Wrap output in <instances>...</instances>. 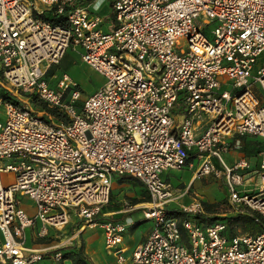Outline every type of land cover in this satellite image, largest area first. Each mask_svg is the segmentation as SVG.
<instances>
[{
  "label": "built area",
  "instance_id": "obj_1",
  "mask_svg": "<svg viewBox=\"0 0 264 264\" xmlns=\"http://www.w3.org/2000/svg\"><path fill=\"white\" fill-rule=\"evenodd\" d=\"M73 1L64 24L39 17ZM104 1L0 0V85L17 100L0 95V174L13 173L6 185L0 177V264L61 260L57 246L26 247L25 229L43 238L72 217L95 225L121 175L142 183L150 198L142 215L154 224L127 261L118 247L125 223L99 224L119 264H264V151L247 190L249 177L239 170L248 163L228 167L221 157L232 134L264 139V62L255 67L264 53V0H113L105 32ZM74 45L105 77L80 107L66 72L54 86L47 78ZM30 97L63 110L68 121L42 119L26 105ZM191 150L202 160L200 174L223 173L237 214H258L260 231L230 235L223 218L203 223L194 216L198 200L183 206V218L169 213L173 192L161 173L185 166ZM17 194L35 205L33 216Z\"/></svg>",
  "mask_w": 264,
  "mask_h": 264
},
{
  "label": "crops",
  "instance_id": "obj_2",
  "mask_svg": "<svg viewBox=\"0 0 264 264\" xmlns=\"http://www.w3.org/2000/svg\"><path fill=\"white\" fill-rule=\"evenodd\" d=\"M103 3L100 4L99 11ZM112 22L114 23L113 15H112ZM102 24L100 26V29L104 32L112 29L113 27V24H112L111 26H107L108 28L107 30H103ZM64 57H65V54L61 59V63ZM175 111H177L178 113L180 112L177 109H175ZM179 118L180 117L177 116V119ZM199 132H200V129H199ZM225 141L226 142L231 141L233 148H230L229 150L237 152V155L230 156L228 158L229 162L225 161L222 157L223 153L221 154V157L225 165L229 167V166L236 164L239 160H245L248 163V167L240 169L239 172L244 174V177H249L245 186L250 185L252 183V179L250 178V175L254 171L260 170V162H261L260 152L264 151V139L260 137L250 136V135L232 134L231 136L226 137ZM255 143H259V149H256L255 151H250L249 148H251L253 144ZM260 143L262 144V146H260ZM226 151H228V149ZM191 152H195V155H196L195 157H198L195 150L189 151L188 158H187V164L185 166H187V168L189 169H192L193 171L195 167H194L192 159L195 157H194V154ZM211 158H212V163H213L212 165L216 169H222L223 167L222 164L216 158L214 157H211ZM163 172L161 173V175L163 174ZM194 174L191 176L190 179H196L199 176L201 177L200 179L204 184L215 182L213 177L212 176L210 177V175H206V174L202 175L199 173V175L197 174L195 176ZM116 177H114L115 180L117 179ZM128 181H130L133 184L141 185V190H144V186L142 185L140 181H137V180H134V181L128 180ZM165 181H167L170 184L172 192L175 195L173 196V199H171L167 203V210L169 211L170 214H173L179 218H183L184 214H181L182 212L180 213L181 215L177 213L179 212V210L182 211L181 207L189 206L192 204V202H194L195 200H198L201 203V207H202L201 212L199 213L205 219V221H202L203 223L212 222L213 220H210L212 218H215V219L220 218V217L223 218L224 214H219L216 211L217 210L216 201H209V200L207 201L204 195L196 194L197 192L196 193L194 192L195 194L193 195V193L191 192L193 181L191 182V184L189 185V188L187 189L183 184H180V186H178L177 188L178 189L185 188V190H182L179 193H176L173 186L171 185L169 176L166 177ZM253 181H255L254 178H253ZM117 182L120 184V186L121 185L123 186L125 183H127V181H123V182L117 181ZM253 185H254V182H253ZM113 188L114 187L111 185V192H110V194L112 195L111 201L110 203L106 204L104 208H102L99 217L104 216L103 220L125 223L126 228L122 234V241L118 244V247L121 249V256L127 261L130 259L135 247L141 241L144 240V238L147 236L148 232L150 231V229H148L147 231L143 232L140 237L133 232L134 228L144 221L140 219V217L136 216V213H138L139 211L138 210L136 211L135 209H137L138 206H143L147 204L149 202L148 199L150 200V198L148 195H146V197L148 198L144 197L145 198L144 200H140V199L134 200L133 203L128 204L125 199H122L119 197L120 189L118 188V190L115 192ZM185 193L190 194L191 198L190 197L188 198ZM133 196L136 198H139L138 193H134ZM129 205L131 208H129ZM172 205H173V208H172ZM199 213H196V214H199ZM236 214L237 213L235 212V215ZM241 224H242L241 221H234L232 222L231 227L234 228L233 230L238 231V229L241 228ZM97 226H100V227H97ZM31 229H32L31 230V241L34 244H36L34 248L41 249L44 247H51V246L56 247L57 246L58 249L62 251V254L64 252H69L70 254H72L68 257H63V258H70V261H64L62 259L55 260L49 255H45L40 261H37L34 264H74L75 257H77V255H79L78 264H119L117 255H115L112 251L107 249L105 246L104 230L101 225L83 224L81 220L78 219L77 223L71 226L70 232L68 234H62L61 231L63 229H61L60 231H57L53 228H50L48 235L43 238H39L36 236V230H37L36 228H31ZM228 233L230 232L228 231ZM24 235H25V231H24ZM25 240H26V236H25Z\"/></svg>",
  "mask_w": 264,
  "mask_h": 264
},
{
  "label": "rangeland",
  "instance_id": "obj_3",
  "mask_svg": "<svg viewBox=\"0 0 264 264\" xmlns=\"http://www.w3.org/2000/svg\"><path fill=\"white\" fill-rule=\"evenodd\" d=\"M113 0H105V2L103 3L100 11H98V13L104 18V23L102 24V29L103 30H107V26H111L113 24L112 22V10L111 7L109 5L110 2H112ZM212 27V25L210 26ZM180 46L183 49H186L187 47V39H181L180 40ZM83 49L80 45H74L71 47H68L65 53V57L61 61L55 65V67H53L52 72L50 74H47V78L49 83L54 86L55 84V80L56 77H58L62 72H66L69 77L78 85V89H79V96L78 99L76 101V106L80 107L82 104L83 99L91 94L92 92L96 91L98 88H100L104 82H105V77L99 73L98 71L94 70L91 66H89L87 63H85L82 59H81V53H82ZM264 62V53H262L260 56L257 57L256 63H255V67L261 65ZM224 88L227 89H231V86H226ZM34 99H37L36 97H30V99L28 100L27 104L31 110L37 114L38 116H40L42 119L46 120V121H50L52 123L57 124H62L68 121V117L66 115V113L57 108V107H53V106H49L48 104H46L45 102L37 99V101H35ZM54 110L55 113H49V110ZM3 112V109H1ZM4 115V112H3ZM206 121L207 119H203L202 120V124H201V129L200 131H204V128L206 127ZM226 139V138H225ZM226 142V141H225ZM226 148L228 149V151H224L222 154V157L225 161L229 162V157L230 156H235L237 155L236 151H232L229 150L232 147V142L231 141H227L226 142ZM195 155V152H191ZM190 155V154H189ZM214 158H216L215 156H212ZM217 159V158H216ZM193 164H194V170L192 171V169L187 168V166H183L182 168H175V169H170L168 171H164L163 174L161 175L162 179H166L167 176H169V180L171 185L173 186L174 190L176 191V193H179L182 190H185V188H181L178 189L177 187L180 186V184H183L186 189L189 188V185L191 184V182L193 181V186H192V193L193 195L196 194H201L204 195L205 199L208 201H216L217 204V212L219 214H224L223 218L229 215H235V211L232 207V205L230 204L229 201V191L226 187V183L225 181V177L223 175V173H221L220 175H216L213 172H209L206 173V175H210V177L212 176L215 182H211L209 184H204L201 181V177H197L196 179H190L191 176L194 174L195 176L198 174L199 175V167L201 165L202 160L199 159L198 157H195L192 159ZM210 161L212 163V158L210 157ZM6 162V161H4ZM213 164V163H212ZM203 175V174H202ZM1 177V181L4 185L10 183L13 180V173L12 172H1L0 174ZM117 180V179H116ZM115 179H113L112 181V186L114 187L113 190L116 192L119 190L120 193V198L125 199L127 201L128 204L133 203V200H144L146 197L145 193H143V190H141V185L139 184H133L130 181H127V183H125L123 186L116 181ZM253 182L248 185V186H244L241 187L242 189H251L253 187ZM257 184H259L257 182ZM195 192V193H194ZM134 193H138V197L136 198L133 196ZM187 197L191 198L190 194H187ZM173 196H175L173 194ZM178 197V196H177ZM176 197V198H177ZM17 198L19 199L20 202V206L21 208L29 215V216H33L36 213V207L35 205L32 203V201L25 195H19L17 194ZM175 200V198H174ZM149 201V199H148ZM108 204V203H106ZM105 204V205H106ZM104 205V206H105ZM103 206V207H104ZM132 206V205H131ZM141 207L142 206H138L137 209H135L136 211L138 210L139 212L136 213L137 217H140V219L144 220L143 215H142V211H141ZM129 208L130 205H129ZM171 208V207H170ZM173 208V205H172ZM183 209V206L181 207ZM180 209V208H179ZM134 210V211H135ZM141 212V213H140ZM182 211L179 210L180 214ZM182 214V213H181ZM180 214V215H181ZM104 217V216H103ZM103 217H97L95 222V225H99L100 223L106 222L107 220H103ZM77 218L76 217H72L69 221V225L67 224L66 227L61 231L62 234H68L70 232V228L72 225L77 223ZM154 222L152 219L149 220H144L142 223H140L139 225H137L134 228V233L137 234L139 237L141 236V234L145 231H147L148 229H151V227L153 226ZM100 227V226H97ZM240 229V230H239ZM238 229V232H248V231H243L241 228ZM31 228L27 227L25 230V236H26V240L24 241V245L26 247L29 248H34L36 246V244H34L31 241ZM251 233V232H249ZM62 260L64 261H70V258H62ZM36 263V262H35Z\"/></svg>",
  "mask_w": 264,
  "mask_h": 264
},
{
  "label": "trees",
  "instance_id": "obj_4",
  "mask_svg": "<svg viewBox=\"0 0 264 264\" xmlns=\"http://www.w3.org/2000/svg\"><path fill=\"white\" fill-rule=\"evenodd\" d=\"M77 4L76 1H73V2H69V3H66L65 4V8H64V11L63 12H57V9L56 7H52L50 9H46L44 10L42 13L39 14V17H41L43 20H46V21H49L53 24H64L66 22V13L68 11V9ZM55 67V66H53ZM53 67H51L50 71L48 74H50L52 72V69ZM0 95L3 96L4 98H7L9 100H12L13 102H17L16 99H14L13 97L7 95V91L5 88H3L1 85H0ZM35 101H37V99H34ZM49 110V113H55L54 110H51V109H48ZM257 142V141H256ZM254 146V147H253ZM253 146L251 148H249L250 151H255L256 149H259V143H255L253 144ZM260 146H262V144L260 143ZM248 148V147H247ZM117 178V181L119 182H123V181H128V180H137L135 179L134 177L132 176H127V175H121V176H118L116 177ZM138 181V180H137ZM143 193H145V195H148L146 189L144 188L143 190ZM149 196V195H148ZM111 198H112V195L110 194V197H109V201L108 203H110L111 201ZM148 198V197H146ZM134 201V200H133ZM104 208V207H102ZM179 213V212H177ZM183 214V213H182ZM193 216V215H192ZM199 221H205V219L201 216V214H196L194 215ZM221 218V217H220ZM220 218H217V219H220ZM215 218H212L210 220H214ZM227 224H228V231L230 232L229 234L230 235H233L235 233H237L238 231L236 230H233L234 228L231 227L232 225V222L234 221H241L242 224H241V229L243 231H248V232H251V233H256L258 231H260L262 228H263V223L262 221H257L256 219H258V214L257 213H253V214H236V215H231V216H227L225 218H223ZM260 219V218H259ZM208 222V221H207ZM72 254H70L69 252H64L62 254V258L63 257H68ZM79 255H77V257H75V262L74 264H78V258Z\"/></svg>",
  "mask_w": 264,
  "mask_h": 264
},
{
  "label": "water",
  "instance_id": "obj_5",
  "mask_svg": "<svg viewBox=\"0 0 264 264\" xmlns=\"http://www.w3.org/2000/svg\"><path fill=\"white\" fill-rule=\"evenodd\" d=\"M145 220V219H144Z\"/></svg>",
  "mask_w": 264,
  "mask_h": 264
}]
</instances>
